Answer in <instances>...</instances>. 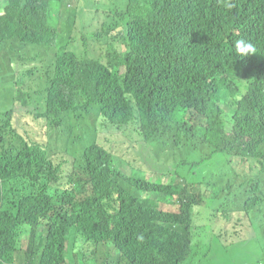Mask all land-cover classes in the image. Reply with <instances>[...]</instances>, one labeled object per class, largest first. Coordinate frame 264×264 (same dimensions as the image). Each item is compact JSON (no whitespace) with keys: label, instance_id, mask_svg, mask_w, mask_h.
<instances>
[{"label":"trees","instance_id":"1","mask_svg":"<svg viewBox=\"0 0 264 264\" xmlns=\"http://www.w3.org/2000/svg\"><path fill=\"white\" fill-rule=\"evenodd\" d=\"M54 2L65 3L5 0L0 52L15 38L54 50L58 29L48 21ZM120 23L124 48L106 61L55 50L41 87L18 93L20 112L45 119L50 143L67 145L73 119L95 113L102 128L132 129L143 144L163 138L178 147L200 136L213 152L249 159L264 172V0H125L119 21L103 23L95 37H108ZM241 39L255 53L241 58L235 49ZM24 84L12 82L18 92ZM239 89L229 126L220 101ZM94 141L82 164L72 155L79 173L63 182L52 148L24 136L14 108L0 113V264H68L71 228L96 245L112 242L116 264H182L193 255L194 206L204 202L203 193L184 180L127 174L114 152ZM254 181L244 208L215 211L222 230L231 223L236 233L249 230L247 210L264 200V177ZM167 199L176 200L177 211L159 207Z\"/></svg>","mask_w":264,"mask_h":264},{"label":"rangeland","instance_id":"2","mask_svg":"<svg viewBox=\"0 0 264 264\" xmlns=\"http://www.w3.org/2000/svg\"><path fill=\"white\" fill-rule=\"evenodd\" d=\"M64 2H54L48 15L49 23L58 29L54 50L44 44L25 43L17 38L3 43L4 48L0 52V113L14 108L24 136L52 148V159L61 164L65 176L63 182L72 171L79 173L72 162V155L78 164H82L84 149L96 139L114 152L116 166L127 174L151 181L184 180L185 184L200 190L204 202L194 206L193 255L182 264H253L264 260V200L258 201L257 206L250 205L247 210L250 228L243 232L236 233L230 227L235 223L222 230L218 212H215L217 209L244 208L245 201L253 195L250 187L255 183L254 180L264 177V172L258 170V164L254 166L249 159L240 156L238 161H234V155L227 152H213L212 147L200 136L183 140L178 147L163 138H152L143 144L136 136L141 137L132 129L130 132H117L102 128L95 113L73 119L75 130L67 145L62 139L50 143L45 119L36 118L33 111L25 114L20 112L17 107L18 93L23 92V89L27 91L26 87L32 90L41 87L45 77L43 68L54 59L58 48L66 47L80 55L87 54L103 61L115 50L124 48L121 23L114 25L106 38L95 37V32L103 23L119 21V15L125 9V0ZM3 3L5 0H0V8H3ZM32 69H35V73L30 75ZM18 78L25 83L19 92L12 85ZM244 81L240 84L242 90L247 85ZM241 95L239 89L234 98L220 101L223 117L229 126L234 101ZM159 207L165 211H177L179 206L175 199H167ZM234 212L235 216L244 218V211ZM67 240L68 264H116V250L112 242L96 245L78 234L75 228L69 230ZM22 245L24 248L27 246L26 238ZM107 247L113 249V254L106 250Z\"/></svg>","mask_w":264,"mask_h":264},{"label":"clouds","instance_id":"3","mask_svg":"<svg viewBox=\"0 0 264 264\" xmlns=\"http://www.w3.org/2000/svg\"><path fill=\"white\" fill-rule=\"evenodd\" d=\"M227 6L233 7V5H231V4H229ZM235 49H236V52L241 56V58L247 56L248 54L255 53V51H256L254 46L251 43H249L243 39L237 40L235 42ZM260 264H264V263H260Z\"/></svg>","mask_w":264,"mask_h":264}]
</instances>
